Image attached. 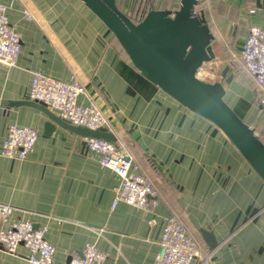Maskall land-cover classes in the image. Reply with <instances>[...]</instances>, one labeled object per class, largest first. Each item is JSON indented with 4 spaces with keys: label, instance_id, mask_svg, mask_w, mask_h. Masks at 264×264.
<instances>
[{
    "label": "crops",
    "instance_id": "1",
    "mask_svg": "<svg viewBox=\"0 0 264 264\" xmlns=\"http://www.w3.org/2000/svg\"><path fill=\"white\" fill-rule=\"evenodd\" d=\"M116 1L133 14L174 11L181 0ZM0 2L9 5V21L22 40L16 65L0 62V149L12 124L39 132L26 158L0 154V202L15 207L11 221L29 219L44 229L56 248L55 264L81 255L90 242L107 254L104 264H155L171 215L183 222L203 253L211 254V264H264V181L218 127L146 79L81 0ZM196 9L204 12L213 34L218 67L210 69L221 76L227 65L228 75L246 70V89L264 102L241 58L250 28L264 25V0H199ZM36 71L81 81L86 94L79 101L96 102L116 141L132 153L136 170L153 182L157 195L150 209L123 201L114 206L121 176L87 149L84 136L61 126L60 134H47V117L37 106L5 104L33 101ZM192 217L214 231V249ZM27 253L25 247L18 253L0 249V264H32Z\"/></svg>",
    "mask_w": 264,
    "mask_h": 264
},
{
    "label": "built area",
    "instance_id": "2",
    "mask_svg": "<svg viewBox=\"0 0 264 264\" xmlns=\"http://www.w3.org/2000/svg\"><path fill=\"white\" fill-rule=\"evenodd\" d=\"M9 5L0 2V62L16 65L22 48L20 33L10 23ZM197 12V9H196ZM130 17L132 15L127 13ZM241 58L245 67L255 76L264 93V25H254L243 45ZM86 94L78 79L63 81L40 71L33 73L30 98L42 102L73 125L89 129L106 128L113 132L108 117L94 100L82 104L81 95ZM39 138L36 128L12 124L7 129L0 154L24 159L32 151ZM88 150L101 156V163L114 169L121 182L115 188L114 206L125 203L150 209L157 195L153 182L136 170L132 153L126 145L99 137H84ZM14 206L0 202V249L18 253L20 247L28 250L27 259L32 264H55V246L46 238L45 230L36 228L29 219L10 220ZM210 253H203L196 238L175 215L167 218L160 239V253L155 264H211ZM107 254L95 243H87L81 255L73 256L66 264H104Z\"/></svg>",
    "mask_w": 264,
    "mask_h": 264
},
{
    "label": "water",
    "instance_id": "3",
    "mask_svg": "<svg viewBox=\"0 0 264 264\" xmlns=\"http://www.w3.org/2000/svg\"><path fill=\"white\" fill-rule=\"evenodd\" d=\"M112 31L132 64L140 73L183 106L218 127L264 181V140L226 99L233 74L230 66L222 70V79L206 81L199 76L206 63H213V34L203 11L196 12L199 0H181L179 8H152L134 22L116 0H81ZM32 104L42 110L47 120L45 133H57V126L84 137L116 141L106 128L89 129L71 124L56 109L37 101H5L16 106ZM207 245H218L214 231L192 217Z\"/></svg>",
    "mask_w": 264,
    "mask_h": 264
},
{
    "label": "rangeland",
    "instance_id": "4",
    "mask_svg": "<svg viewBox=\"0 0 264 264\" xmlns=\"http://www.w3.org/2000/svg\"><path fill=\"white\" fill-rule=\"evenodd\" d=\"M205 65L207 67L203 70L200 69L199 72L201 78L210 82L222 79V76L217 72L219 70L210 69V67H218L217 65L215 66L213 63H206ZM246 74V70H242L240 75L233 74L226 99L250 124L256 127L257 132L264 138V110L260 108V105L264 106V102L256 94L251 96L250 88L249 90L246 89Z\"/></svg>",
    "mask_w": 264,
    "mask_h": 264
},
{
    "label": "trees",
    "instance_id": "5",
    "mask_svg": "<svg viewBox=\"0 0 264 264\" xmlns=\"http://www.w3.org/2000/svg\"><path fill=\"white\" fill-rule=\"evenodd\" d=\"M147 11L148 10H139V11H136V12H134L132 15H131V19L134 21V22H139V21H141L143 18H144V16H145V14L147 13ZM247 69V68H246Z\"/></svg>",
    "mask_w": 264,
    "mask_h": 264
}]
</instances>
